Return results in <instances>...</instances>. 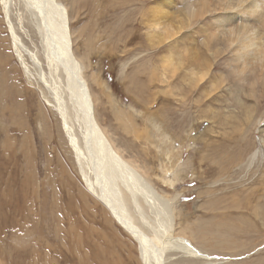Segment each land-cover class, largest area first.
Listing matches in <instances>:
<instances>
[{"label":"rangeland","instance_id":"374dc122","mask_svg":"<svg viewBox=\"0 0 264 264\" xmlns=\"http://www.w3.org/2000/svg\"><path fill=\"white\" fill-rule=\"evenodd\" d=\"M59 1L103 131L170 199L176 234L210 255H169L167 264H264V81L234 73L231 50L216 58L199 26H182L185 0ZM157 6L169 12L158 28ZM11 19L16 51L0 0V264H80L87 255L142 264L136 242L88 192L61 120L45 102L40 13L14 0ZM102 235L113 238V251Z\"/></svg>","mask_w":264,"mask_h":264},{"label":"bare ground","instance_id":"6f19581e","mask_svg":"<svg viewBox=\"0 0 264 264\" xmlns=\"http://www.w3.org/2000/svg\"><path fill=\"white\" fill-rule=\"evenodd\" d=\"M20 1L28 9L39 12L42 18L43 22H40L42 24L39 28L44 34L49 77L38 65V81L47 88L51 96L49 99L43 93L46 104L52 107L61 120L62 133L68 140V147L76 154L81 178L88 192L136 242L142 264H167L169 261L166 256L169 255L209 260V253L204 252L198 243L176 234V219L170 199L164 197L136 166L115 149L103 131L96 117L95 101L84 75V66L77 60L74 52L70 16L66 6L59 0ZM13 2L14 0H1L4 21L16 51L20 40L14 33L11 19ZM172 3L170 2V6ZM183 4L186 9V19L181 21L184 28L192 27L195 31L199 26L198 31L208 38L207 49H217L216 58L222 54L221 51L231 50L233 58L229 64L234 73H255L264 81V0H185ZM155 11L159 12L156 18L158 28L161 19L166 18L169 12L161 6L155 7ZM208 18L210 20L206 21ZM252 20H255V24L257 21L260 27L251 24ZM17 55L27 78L31 81L33 75L25 64L24 55L21 51ZM31 57L37 64V58L34 55ZM187 59L191 61L189 52ZM196 61H199V58H196ZM167 64L171 66V70L178 65L171 56L167 58ZM61 68L66 76L64 87L61 85ZM201 75L206 76L207 73ZM259 154V150L255 151L252 160ZM68 177L72 178L69 174ZM80 193L78 192L81 196ZM88 196V193L84 194L85 199ZM85 208L83 211L86 213ZM107 225H111L108 218ZM89 231L92 232L91 229ZM102 237L104 246L110 252L113 251V238L107 239L103 235ZM79 262L123 264L121 256L102 255L82 256Z\"/></svg>","mask_w":264,"mask_h":264}]
</instances>
